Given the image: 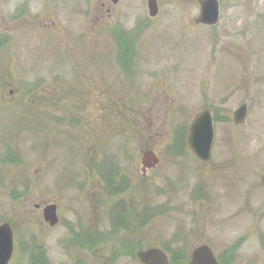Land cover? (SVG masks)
<instances>
[{
    "label": "rangeland",
    "instance_id": "1",
    "mask_svg": "<svg viewBox=\"0 0 264 264\" xmlns=\"http://www.w3.org/2000/svg\"><path fill=\"white\" fill-rule=\"evenodd\" d=\"M20 1L0 0V225L10 221L15 226L17 263L30 258L20 244L22 240L28 245L26 236L29 244L34 236L48 258L54 253L56 264L65 259L58 244L62 231L49 232L43 209L55 200L62 202V196L67 204L76 199L74 205L84 211V199L80 194L72 197L67 185L75 174H98H91L93 151L86 145L89 132L96 129V117L101 116L97 112L101 101L115 103L110 108L116 111L118 101L124 110L116 116V126L108 127L110 131L92 135L93 142L104 136L109 149L119 148L118 144L125 149L155 146L156 154L164 157L166 145L179 141L180 130L188 134L194 112L210 107L215 120L213 158L204 166L186 150L179 160L181 171L171 156L167 161L163 158L157 169L147 167L150 173L144 179L140 170L145 151L136 150L133 161L123 154L119 164L136 183L130 195L133 202L143 205L141 196L146 190L152 195L153 211L140 221L136 218L133 227L138 246H167L172 253L191 247L190 252L207 240L195 229L209 226L212 243L208 242L220 258L242 232L250 227L256 230L262 218L259 223L264 227V0H219L220 19L215 26L196 23L198 0H158L156 17L149 14L148 0H120L118 4L112 0H29L26 7L36 5V14L15 21ZM120 63L129 64L126 71ZM31 79L35 83L26 85ZM107 83L133 97L126 102L118 95L113 102ZM155 83H163L168 96L163 89L157 91L163 107L156 105L151 125L155 98L147 94ZM133 100L136 110L141 104L145 114L134 110ZM243 104L248 106V116L238 125L233 114ZM175 108L176 113L169 115ZM69 109L73 112L65 125L62 117ZM80 117L89 126L80 127ZM131 118L138 125L135 134L129 130ZM120 131L126 134H116ZM166 174L173 175L168 183L161 179ZM83 180L84 188L94 189L89 178ZM161 202L171 206L164 213L157 209ZM145 219L150 223L146 230L137 227ZM260 233L249 235L240 247L239 264H264L258 257L264 254ZM128 237L124 232L120 242ZM91 259L102 264L94 256ZM131 260L120 257L114 264ZM134 264H140L138 259Z\"/></svg>",
    "mask_w": 264,
    "mask_h": 264
},
{
    "label": "flooded vegetation",
    "instance_id": "2",
    "mask_svg": "<svg viewBox=\"0 0 264 264\" xmlns=\"http://www.w3.org/2000/svg\"><path fill=\"white\" fill-rule=\"evenodd\" d=\"M28 4H29V0H21L20 3H18L20 12L19 14H16L15 16H13V19L15 21L23 20V17H26L25 19H27L28 17L32 18L36 14V13L35 14L33 13V8H35L36 5L26 7V5ZM6 17L8 21L11 22L10 18L7 15ZM5 31L6 29L1 30V32H5ZM4 37H7V36H4ZM6 43L7 41H5L4 44ZM119 66L121 67V69L126 71V68L124 67L125 65L119 64ZM52 79L56 80L55 75H53ZM98 79H101V78H98ZM95 82L103 83V81H95ZM34 83H35V80L33 79L27 80V82H25L26 85H33ZM163 83H155L154 86L148 91V94H147L149 98L151 97L155 98V101L151 105V112L149 114V120H150L149 122L151 125H152L153 114L156 113V109L158 108L156 105L163 107V104L160 101L159 102L157 101V98L160 99V97L162 96L161 94L158 93L159 90L163 89V95L166 94L168 96V93H167L168 88H164ZM94 84H92L93 87H94ZM161 84H162V87H161ZM98 85H101V84H98ZM108 85H109L108 88L110 89L108 90L109 98L113 100V102H114V98L118 97V95L123 96L124 99H127L125 100L126 102L130 101V99L133 97L131 96V94H127L121 89L116 88L114 90L115 87L111 86L110 84ZM100 87H101V90L105 89L104 87H102V85ZM92 94H93V88L91 89V98L89 99V101H92ZM134 100H135V97H134ZM134 100L132 103L134 106L133 107L134 110H136L135 108L136 106L134 105L136 103H134ZM113 104L115 105V103H112V102L109 104H105L103 101H101V104L97 105V112H100L101 116L96 117V122H97L96 129L92 128L93 132H89L91 137L88 138L89 144L86 145L88 151L90 150L93 151L92 158H89V165L91 166L93 170L91 174H94V171L97 172L98 174L97 175L96 174L87 175V176H82V175L77 176L75 174L72 176L70 182L68 183L69 185H67L71 187L73 190L71 192L73 194L71 195L72 197L77 194H80V196L84 199V204H85L84 211H81L78 206L74 205L78 203L76 199L70 200L69 204H67L65 197L63 199L62 196H61L62 202L55 200L54 202H51L45 205V206L49 205L52 207V210H51L52 222H45L44 209H43V218L45 222L44 224L48 226L49 232L51 233L54 230L62 231V233L60 234L59 240H58V244L63 250L62 253L65 255V259L60 260L62 264H95L93 260L91 259V256H94L97 258L96 263L101 262L102 264H114L120 257H128V258L133 259L129 261V264H134V260L138 259L136 257V254L138 253V251L146 250V249L138 248V251H137L136 247L139 244H136L135 242V236H134L135 231L133 230L134 229L133 227L135 225L136 218L140 221L143 219L144 215L153 211L152 210L153 207L150 204L152 195H151V190H150L149 196H148V190H146V192L144 191V193H142V196H141L143 205L140 206V203H137L136 200L135 202H133V197L131 198L130 195L133 192L136 183L134 184L135 182L134 176L127 174V170L124 169L119 164L122 161L123 154H126L127 158L133 161L134 160L133 157H134L136 150L145 151L144 156H143L144 166L140 170V172H142L144 179H147L146 177H149L150 171L146 170L147 167L153 166V167H156L157 169V167L161 165L160 163L162 162L163 158H165V161H167V159H171V156L173 159L176 158L175 160L176 168H178L181 171L182 169L180 167L179 160H181V158L184 157L186 150L192 154V152L188 148V143L186 140L187 135L183 133V130H180V138L178 142L176 141L174 143H169L166 145L164 150H166L167 152H165L164 157L160 156L159 154H156L155 151L157 150V147L155 146L136 147L134 145V148L125 149L122 144L120 145L118 144V146H120L119 148L109 149L108 147L106 148L105 143L103 142L104 136H101L100 140L96 139V142H93L95 137L92 135L94 134L96 135V133L102 132V131H110L109 128L116 126L118 122L114 120L116 116L120 114L119 111L124 112V110L120 108L121 104L118 103V101L116 103V105L118 106L117 111L110 108V107H114ZM122 104L124 105V103ZM138 106L140 107H138L136 111L139 114H145L143 106H141V104H138ZM85 110H87V108H85ZM176 110L177 108H175L171 113H169V115L175 114ZM69 112L72 113L73 111L71 109H69L68 111H65L62 117L65 119V125L69 124L67 120L70 121V117L68 115ZM126 112L128 111H125V113ZM109 116H112V117L107 120V117ZM54 118H55V121L57 122V117L54 116ZM83 119L85 118L80 117V122H81L80 127L86 128L87 126H89L90 123H88L87 120L82 122L81 120ZM128 125H129L130 132L135 134L136 128L138 126L135 119L134 118L129 119ZM116 134L124 135L126 133L125 131H120V132H117ZM127 137L130 138V136H127ZM95 144L96 146H93ZM113 150H115L116 152H113ZM169 150L174 151V152H170ZM107 151H111V152L107 153ZM147 152H151V153L148 155V157L145 158V154ZM117 156L119 157V160ZM86 162L88 164L87 158H86ZM177 173L178 174L176 176H178V179H180L179 171H177ZM172 177L173 175L166 174V175H163L161 179L163 181L166 180V183H168L169 180H172ZM83 178H89V181H90L89 185L95 184V186H97L96 191H94L95 186L93 190H87V187L84 188V186L81 184V183H84ZM199 181H201V179H199ZM56 182H57V185L59 186L58 189L61 192L62 189L60 187V181L56 180L54 181V184H56ZM145 187L147 189L148 185H145ZM142 190H145V189L142 188ZM61 195L63 194L61 193ZM87 198H89L90 201L85 202V199ZM170 207L171 206L168 205L167 202H161L159 204V208L157 209H159L158 212L164 213L166 210H169ZM131 208L134 209L133 213H131ZM136 209L137 211L135 212ZM140 209L142 210L140 211ZM81 213L84 214V216H82ZM228 218L229 216H227L225 219L228 220ZM261 220H263V218ZM259 221L258 223H256V230H254L255 228L250 227L248 232H245V231L242 232L243 234H241L240 237L236 241L234 240L235 242L233 241L234 243L231 245V247H229L226 250V253H224V256L222 255L224 259H222V257L219 258V256L217 255V251H214L211 244L208 242L210 241L208 239L211 237L210 234H208V232L210 231L209 226L206 228L198 227L195 229L196 232L201 235V238H207V240H201L202 242L196 247H193L190 252L189 250L191 247L189 249L186 248L185 250L183 248H179L173 251V253L167 249V246H164L166 249L163 247L162 249L168 254L170 264H190L191 259L193 257V253L201 247H209L211 249L214 258L216 259L217 264H239L241 260V256L243 255H240L241 253L238 254L239 252L238 250L243 244H245L249 235L255 236L256 231H261L260 238H261V241L263 242V245L261 246H264V227L260 226L261 223H259ZM8 222L11 224V226L13 227L15 231L14 224L10 221ZM149 224H150L149 221H146L145 219V221L138 222L137 227L141 226L143 229L146 230V227H148ZM211 229L213 228L211 227ZM228 229H229V226H228ZM124 232H128L129 237L127 239H124L121 243L120 240ZM24 234L25 233L23 232V235ZM34 240H35V237L31 236L32 244H29V240L26 236V242H27L26 244H28L27 246H24V242L20 240L21 241L20 244H22L24 253L28 252L29 253L28 255H30V258L28 259L27 262L25 260L24 264H52V257L54 253L51 256V259L48 258L45 254V251L39 246L37 242H34ZM140 242L142 241L140 240ZM185 244H189V242L186 241ZM29 245L31 246L29 247ZM15 251H16V245H15ZM87 253H94V255L89 256V254ZM258 257H259V260L264 261V254H258ZM255 259L256 258L253 257L248 262H252ZM13 260H14V256L10 264H20V262L17 263L16 260L14 261ZM53 264H56L55 257H53ZM140 264L142 263L140 262Z\"/></svg>",
    "mask_w": 264,
    "mask_h": 264
},
{
    "label": "water",
    "instance_id": "3",
    "mask_svg": "<svg viewBox=\"0 0 264 264\" xmlns=\"http://www.w3.org/2000/svg\"><path fill=\"white\" fill-rule=\"evenodd\" d=\"M117 2L118 0H114ZM201 13L196 19L197 23L215 25L219 21V1L199 0ZM151 15L158 12L156 0L149 2ZM247 117V105L241 106L235 112V122L242 123ZM214 142L213 121L208 109L198 113L191 126L189 144L195 154L203 161H208L211 157V150ZM264 183V176L262 178ZM46 218L49 220L50 209L45 210ZM13 237L8 224L0 227V264H8L13 251ZM139 258L144 264H169L166 254L157 248L141 251ZM191 264H217L209 247H202L193 254Z\"/></svg>",
    "mask_w": 264,
    "mask_h": 264
}]
</instances>
